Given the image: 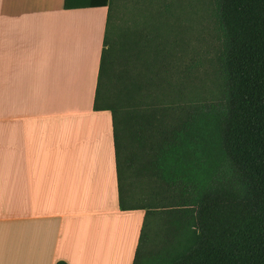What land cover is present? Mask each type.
I'll return each mask as SVG.
<instances>
[{
  "label": "trees",
  "instance_id": "trees-1",
  "mask_svg": "<svg viewBox=\"0 0 264 264\" xmlns=\"http://www.w3.org/2000/svg\"><path fill=\"white\" fill-rule=\"evenodd\" d=\"M114 1L103 2L109 17L95 108L113 113L121 207L146 210L133 264H264V0H213L220 95L193 92L189 66L169 92L176 115L157 112L148 77L159 58H172L163 50L174 44L152 37L139 44L124 28L112 48ZM131 170L160 186L166 205L133 196Z\"/></svg>",
  "mask_w": 264,
  "mask_h": 264
},
{
  "label": "crops",
  "instance_id": "crops-1",
  "mask_svg": "<svg viewBox=\"0 0 264 264\" xmlns=\"http://www.w3.org/2000/svg\"><path fill=\"white\" fill-rule=\"evenodd\" d=\"M105 0H0V264H133L113 113L95 101Z\"/></svg>",
  "mask_w": 264,
  "mask_h": 264
},
{
  "label": "rangeland",
  "instance_id": "rangeland-1",
  "mask_svg": "<svg viewBox=\"0 0 264 264\" xmlns=\"http://www.w3.org/2000/svg\"><path fill=\"white\" fill-rule=\"evenodd\" d=\"M114 5L115 36L111 42L112 46L110 45L112 48L119 49L122 37L120 32L124 28L130 29V36L139 44H143L144 39L150 40V37L157 38V42L164 43L166 40L174 44L171 48L163 50L166 56L169 51L172 52V58H163L170 62V66L172 65L170 69L174 68L172 78L167 74L169 66L163 69L161 62L164 60L160 55L158 68L149 72L148 77L156 83L157 112L177 114L179 106L177 99L174 101L169 92L172 93L176 85L181 84L183 72L189 66L193 67V74L192 80L186 82L188 87L191 86L193 92L203 95L204 100L218 98L220 78L217 57L221 48V34L213 14V0H115ZM114 23L111 21L112 29ZM166 32L170 33H167V36L163 35L162 38L158 36L159 33ZM182 45L185 46L184 56L181 55ZM133 64L132 70L137 72L138 68ZM170 106L175 110L169 109ZM141 108L147 109V102H143ZM129 172L127 187L133 196L148 197V203L151 202L159 210L166 205L164 204L166 200L162 199L164 196L160 186L137 170ZM157 190L159 194L154 198L150 197ZM124 195L126 200L129 199L126 193Z\"/></svg>",
  "mask_w": 264,
  "mask_h": 264
}]
</instances>
